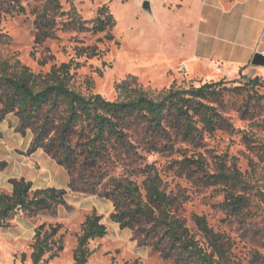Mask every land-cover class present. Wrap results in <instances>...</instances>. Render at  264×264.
I'll return each instance as SVG.
<instances>
[{
	"label": "trees",
	"instance_id": "16d2710c",
	"mask_svg": "<svg viewBox=\"0 0 264 264\" xmlns=\"http://www.w3.org/2000/svg\"><path fill=\"white\" fill-rule=\"evenodd\" d=\"M60 1H50L55 16L46 11L38 17L37 43L53 36L62 8ZM87 24L72 9L65 27L83 30ZM92 24L94 35L107 32V38L114 40L112 31L117 23L105 7ZM98 55L94 49L88 52L89 58ZM73 64L54 65L48 73H35L18 60L0 64V122L14 116L18 120L16 132L24 138L32 134L30 154L42 150L65 168L72 192L112 202V222L131 231L140 246L151 248L164 261L241 264L231 237L215 231L204 215L187 216L191 198L188 191L180 186L172 188L156 163H149V157L154 155L178 156L180 159H173L168 169L201 187H224L226 194L220 209L230 220L250 228L260 210L264 213V184H253L234 160L229 165L226 156L215 157L212 166L204 154L206 136L232 129L223 110L226 98L239 93L240 88L229 87L225 78L202 79L199 86L172 85L155 93L132 76L116 86L118 99L109 100L101 94L86 96L78 91ZM248 84L252 88L264 87L259 77ZM245 140L249 146L248 137ZM8 166L6 160L0 159V171ZM140 177L141 184L135 180ZM9 183L12 194H0V228H8L19 212L36 218L67 206L68 190H34V183L25 178L11 179ZM256 207L258 210L253 212ZM61 228L50 226L46 230L42 225L37 229L32 264H49L60 257L65 250L63 236L59 237ZM107 234L102 216H88L77 236L74 264H88L93 255L90 243ZM254 238L264 240V227ZM251 263L264 264V255L254 252Z\"/></svg>",
	"mask_w": 264,
	"mask_h": 264
},
{
	"label": "rangeland",
	"instance_id": "374dc122",
	"mask_svg": "<svg viewBox=\"0 0 264 264\" xmlns=\"http://www.w3.org/2000/svg\"><path fill=\"white\" fill-rule=\"evenodd\" d=\"M50 1L0 0V64L18 60L35 73H48L54 65L73 61V71L77 74L76 89L86 96L101 94L109 100L118 99L116 86L132 76L137 77L146 90L155 93L172 85L182 88L199 86L203 78H225L229 87L240 88L239 93L226 98L227 105L223 110L232 129L206 136L204 154L212 166L215 157L226 156L229 165L235 161L240 172L253 184H264V87L249 86V80L255 77L241 74L228 79L235 74L233 69L216 74L214 65L208 68L197 65L194 75L186 71L181 63L186 62L191 52L187 49L191 35H185L181 29L179 23L183 18L163 15L158 20L143 10L142 0H61L62 8L52 30L53 36L37 43L36 21L44 12L51 11ZM159 3L168 7L170 2L159 0ZM103 7L117 23L112 31L113 41L107 38V32L97 35L91 32L92 22ZM72 9L89 22L83 30L65 27ZM51 12L52 16L56 15ZM172 22L176 26L171 27ZM183 36H186V42ZM93 49L99 55L89 58L88 52L92 53ZM44 61H47L46 65H43ZM12 120L6 130L8 144L0 132V159L9 163L6 170L0 171V194H12L10 180L21 178L33 182L34 190L55 187L69 192L67 206L59 207L56 213L29 218L19 212L8 228H0V264H32V245L37 229L42 225L46 230L50 226H62L59 237L63 236L65 250L49 264H74L77 236L86 218L94 213L103 217L108 234L90 243L93 255L88 264H173L164 261L151 248L140 246L131 231L122 230L112 222V202L69 190L70 179L65 168L57 165L42 150L30 154L32 141L13 129ZM245 137L250 141L249 146ZM173 159L180 158L154 155L149 157V163H156L163 179L171 183L172 188L180 186L188 191L191 198L187 204V216L192 213L204 215L215 231L230 236L234 254L241 264H252L254 252L264 255V240L254 238L256 232L264 227L263 210L250 228L230 220L220 209L226 194L224 187H201L187 178L176 176L168 169ZM135 180L141 184L143 178ZM257 210V207L252 209L253 212Z\"/></svg>",
	"mask_w": 264,
	"mask_h": 264
},
{
	"label": "crops",
	"instance_id": "0c3cea01",
	"mask_svg": "<svg viewBox=\"0 0 264 264\" xmlns=\"http://www.w3.org/2000/svg\"><path fill=\"white\" fill-rule=\"evenodd\" d=\"M144 1L150 2L151 15L158 20L163 15L183 18L179 24L185 35H191L187 46L191 52L181 65L192 75L197 65L207 68L214 65L215 69L222 67V73L232 68L235 74L228 79L242 74L264 80V68L251 65L256 54L264 55V0H172L170 3L163 0L169 3L168 7H162L159 0ZM170 25L174 27L176 23ZM11 120L15 129L18 120L12 115L0 123L4 142ZM26 138L32 141V134Z\"/></svg>",
	"mask_w": 264,
	"mask_h": 264
},
{
	"label": "water",
	"instance_id": "95a60500",
	"mask_svg": "<svg viewBox=\"0 0 264 264\" xmlns=\"http://www.w3.org/2000/svg\"><path fill=\"white\" fill-rule=\"evenodd\" d=\"M142 8L145 12L151 13V4L149 1H144L142 4ZM251 65L253 67H262L264 68V55L262 54H256L251 62Z\"/></svg>",
	"mask_w": 264,
	"mask_h": 264
},
{
	"label": "built area",
	"instance_id": "2783aa9c",
	"mask_svg": "<svg viewBox=\"0 0 264 264\" xmlns=\"http://www.w3.org/2000/svg\"><path fill=\"white\" fill-rule=\"evenodd\" d=\"M166 2H171L172 0H165ZM215 73L216 74H222V67L218 66L216 69H215Z\"/></svg>",
	"mask_w": 264,
	"mask_h": 264
}]
</instances>
